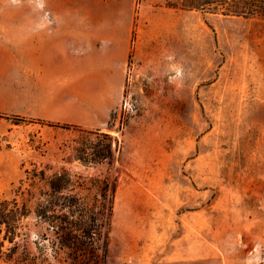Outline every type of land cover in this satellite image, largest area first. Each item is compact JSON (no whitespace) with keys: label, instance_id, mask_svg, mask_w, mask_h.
Instances as JSON below:
<instances>
[{"label":"rangeland","instance_id":"obj_1","mask_svg":"<svg viewBox=\"0 0 264 264\" xmlns=\"http://www.w3.org/2000/svg\"><path fill=\"white\" fill-rule=\"evenodd\" d=\"M181 3L0 0V18L75 19L77 57L62 63L60 96L78 115L43 120L80 126L12 121L0 135V198L33 210L47 184L20 185L25 170L50 164V175L65 166L86 178L79 190L88 199L101 180L116 184L106 264H264V16ZM9 52L0 47L7 67ZM84 129L119 141L111 163L76 159L87 136L96 140ZM46 227L32 212L0 264H30L29 256L60 264L65 253L51 255Z\"/></svg>","mask_w":264,"mask_h":264},{"label":"trees","instance_id":"obj_2","mask_svg":"<svg viewBox=\"0 0 264 264\" xmlns=\"http://www.w3.org/2000/svg\"><path fill=\"white\" fill-rule=\"evenodd\" d=\"M181 4L184 8L227 16H264V0H182ZM0 116L13 122L35 121L19 115ZM38 121L51 126L80 127L73 123L61 124L43 119ZM84 132L95 135L96 140L87 136L86 144L75 148L76 159L85 166L111 163L114 152L119 149V141L113 145L112 138L107 133L99 134L85 129ZM45 168L53 169L50 164ZM45 168L35 163L31 170H25V176L19 180L20 185L25 181L32 184L39 180L47 184V190L40 192L33 210L17 198H0V252L6 242L12 245L8 248V256L16 252V239L21 234L23 220L34 212L39 223L47 224L48 234H44V239H48L51 255L57 258L61 252L65 253L63 261L59 260L60 264H106L110 253V227L116 184H110L107 179L101 180L97 193L92 199H88L79 190L86 187L83 175L73 173L65 166L47 175ZM26 262L40 264L31 256L26 258ZM48 264L54 263L48 258Z\"/></svg>","mask_w":264,"mask_h":264},{"label":"crops","instance_id":"obj_3","mask_svg":"<svg viewBox=\"0 0 264 264\" xmlns=\"http://www.w3.org/2000/svg\"><path fill=\"white\" fill-rule=\"evenodd\" d=\"M2 17L5 23L0 24V33L5 35L0 36V47L8 46L12 52L7 54L8 67L0 63V114L64 120L68 114L78 115V106H70L60 96L65 91L62 63L70 57L75 63L77 57L79 42L70 36L74 26L68 23L75 19L56 13ZM0 119V135L11 132L12 120Z\"/></svg>","mask_w":264,"mask_h":264}]
</instances>
